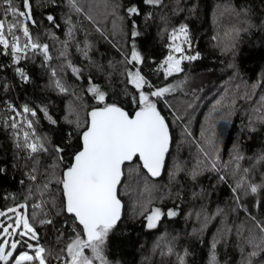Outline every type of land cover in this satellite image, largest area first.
Returning <instances> with one entry per match:
<instances>
[{"label":"trees","instance_id":"16d2710c","mask_svg":"<svg viewBox=\"0 0 264 264\" xmlns=\"http://www.w3.org/2000/svg\"><path fill=\"white\" fill-rule=\"evenodd\" d=\"M116 3L121 7L113 16L112 6ZM80 4L86 9L84 14L72 10L68 0H32L36 26L31 30L41 42L49 44L52 66L61 63L59 53L65 51L62 45L67 41V54L73 66L82 69L83 78L77 79L70 69L66 70L63 80L69 91L66 94L54 91L41 66L42 57L36 56L22 62L32 77L29 84L19 82L13 67L0 69V101H11L18 106L25 103L46 106L58 124L53 125L41 116L37 132L53 144H61L62 137L74 131L68 120H85L87 111L95 106L91 94L85 91L89 76L110 99L130 113L134 111L129 97L124 95L119 63L122 57L118 51L127 52L132 43L129 38L132 20L140 33L135 38L137 49L149 61L157 62L167 54L168 34L173 27L188 25L194 51L200 53V58L185 62V72L169 82L182 79L187 73L211 72L213 76L195 91H179L168 97L182 116L181 121L172 122L169 110L160 105L170 121L173 139L163 176L152 178L138 166V161L129 175L132 166L125 165V177L119 189L124 211L110 238V259L115 264H180V261L210 264L214 251L218 264H242V254L251 251L245 239L247 230L253 229L247 212L264 220V191L256 196H244L243 207H238L231 190L241 179L264 183V100L261 99L264 97V0H163L156 7L141 0H80ZM129 5H137L141 15L129 19L124 14ZM49 14L56 18L59 28L47 21ZM88 15L93 19L89 20ZM70 28L74 39L69 37ZM89 45V58L85 59L77 47L83 49ZM9 64L7 56H0V65ZM151 68L148 64L144 71L150 73ZM149 79L158 85L165 83L155 75ZM7 115L0 105V168L6 170L0 174V195L13 193L16 201L22 202L31 186L27 175L33 162L24 153H18L11 129L4 124ZM213 131L218 149L216 169L210 167L201 152V148L209 150L206 138ZM237 156L241 158L236 159ZM37 159L39 183L52 161L48 154H40ZM65 162L70 163L67 152ZM194 171L198 173L195 176ZM257 200L262 202L260 208L254 207ZM149 201L150 207H160L163 212L172 209L177 215H164L157 227L149 230L144 217L137 215L138 205ZM12 203V200H0V207ZM38 231L41 243L55 247L50 229L38 228ZM169 244L177 255L167 254Z\"/></svg>","mask_w":264,"mask_h":264},{"label":"snow or ice","instance_id":"6c2138e0","mask_svg":"<svg viewBox=\"0 0 264 264\" xmlns=\"http://www.w3.org/2000/svg\"><path fill=\"white\" fill-rule=\"evenodd\" d=\"M141 2L156 7L162 5L163 0ZM68 4L77 13L86 12L80 0H68ZM120 7L119 3L112 6L111 14L115 16ZM124 14L131 19L141 15V12L137 5H129L124 9ZM151 16L149 13L148 18ZM46 19L54 28H59L53 15H47ZM88 19L92 20L93 17L88 15ZM35 26L32 0H19V3L17 0H0V56H7L11 61L9 65H0V69L13 67L19 82L29 84L32 77L22 62L40 56L41 66L50 79V87L66 94L69 87L63 80V74L70 69L77 79H82L83 71L73 66L66 51L67 41L62 45L65 51L59 53L61 63L52 66L50 46L34 35L31 29ZM113 27L116 28L115 23ZM137 28L136 21L132 20L129 32L132 43L128 45L127 52L118 49L122 57L119 63L124 95L134 106L132 113L110 99L108 93L89 76L85 91L91 94L95 106L87 111L85 120H68L69 124L74 125V131L67 132L61 144H53L48 137L37 132L41 116L53 125L58 124L49 115L46 106L37 107L30 103L18 106L11 101H0L8 113L4 124L11 129L18 153H24L33 162L27 175L31 186L27 188L22 202L6 193L0 195V200L13 201L9 206L0 207V264H115L110 259V238L122 220L124 205L119 189L125 177V165L132 166L128 169L129 175L135 171L138 161V166L151 177L160 176L171 143L170 121L160 105L169 110L172 122L182 120L168 97L184 88L187 77L175 83L169 80L185 72V62L200 58V53L194 51L193 39L186 24L173 27L168 34L167 54L160 62L149 61L137 49L135 38L140 35ZM69 37L74 39L71 28ZM90 47H77V51L88 59ZM148 64L152 65L150 73L144 71ZM150 75L159 77L165 83L158 85L149 79ZM261 99L264 100V97ZM187 107L190 108L191 104ZM230 108L228 106V111ZM206 143L209 150L201 148V152L210 167L216 169L218 149L214 131L207 136ZM66 152L70 156V163L65 162ZM40 154H48L52 162L44 169V179L37 183V157ZM5 171L0 168V174ZM197 174L194 171L193 175ZM20 184L23 185L24 181L21 180ZM231 190L237 206L243 207V197L259 195L264 191V183L255 184L241 179ZM261 203L257 200L254 207L260 208ZM150 204L151 201L139 204L137 211V215L144 217L145 227L149 230L157 227L164 215H177L172 209L163 212L160 207H150ZM247 217L253 225L245 237L251 251L242 254V264H264V220L257 219L251 212H247ZM38 228L53 232L55 247L41 243ZM237 234H240V230ZM212 248L215 249V242ZM167 254L177 255L171 244ZM210 264H218L214 251Z\"/></svg>","mask_w":264,"mask_h":264},{"label":"rangeland","instance_id":"374dc122","mask_svg":"<svg viewBox=\"0 0 264 264\" xmlns=\"http://www.w3.org/2000/svg\"><path fill=\"white\" fill-rule=\"evenodd\" d=\"M212 76H213V73L211 72L187 73L184 76V78L187 77V83L184 85V88L180 91L182 92L195 91L201 86H203L204 84H206L211 79ZM182 79H179V80H182ZM176 81L178 80H175L172 83H175Z\"/></svg>","mask_w":264,"mask_h":264},{"label":"water","instance_id":"95a60500","mask_svg":"<svg viewBox=\"0 0 264 264\" xmlns=\"http://www.w3.org/2000/svg\"><path fill=\"white\" fill-rule=\"evenodd\" d=\"M170 133H171V128H170ZM172 141H173V139H172V134H171V143H170L169 151H168V153L166 154L165 164H164V167H163V169H162V171H161V174H160V176H158V177H152V178H154V179H159V178H161V177L163 176V174L165 173L166 166H167V163H168L169 154H170V150H171V147H172ZM123 180H124V179H123ZM123 180H122V182H123ZM122 203H123V201H122ZM123 205H124V203H123ZM123 211H124V208H123Z\"/></svg>","mask_w":264,"mask_h":264},{"label":"built area","instance_id":"2783aa9c","mask_svg":"<svg viewBox=\"0 0 264 264\" xmlns=\"http://www.w3.org/2000/svg\"><path fill=\"white\" fill-rule=\"evenodd\" d=\"M25 68V67H24ZM25 70L28 72V70L25 68ZM21 106H23V105H21ZM11 196H13V193H11Z\"/></svg>","mask_w":264,"mask_h":264},{"label":"flooded vegetation","instance_id":"af4514ba","mask_svg":"<svg viewBox=\"0 0 264 264\" xmlns=\"http://www.w3.org/2000/svg\"><path fill=\"white\" fill-rule=\"evenodd\" d=\"M162 218H163V217H162ZM161 220H162V219H161ZM161 220H160V221H161ZM159 223H160V222H159Z\"/></svg>","mask_w":264,"mask_h":264}]
</instances>
